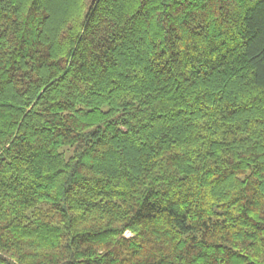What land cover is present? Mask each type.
I'll return each instance as SVG.
<instances>
[{
	"label": "trees",
	"instance_id": "16d2710c",
	"mask_svg": "<svg viewBox=\"0 0 264 264\" xmlns=\"http://www.w3.org/2000/svg\"><path fill=\"white\" fill-rule=\"evenodd\" d=\"M0 264H264V0H0Z\"/></svg>",
	"mask_w": 264,
	"mask_h": 264
},
{
	"label": "rangeland",
	"instance_id": "374dc122",
	"mask_svg": "<svg viewBox=\"0 0 264 264\" xmlns=\"http://www.w3.org/2000/svg\"><path fill=\"white\" fill-rule=\"evenodd\" d=\"M130 233L129 232H126V235H129Z\"/></svg>",
	"mask_w": 264,
	"mask_h": 264
}]
</instances>
